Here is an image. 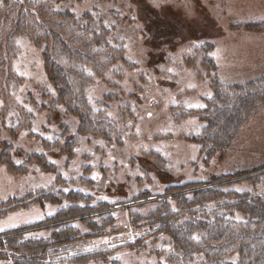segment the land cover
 <instances>
[{"label":"rangeland","instance_id":"374dc122","mask_svg":"<svg viewBox=\"0 0 264 264\" xmlns=\"http://www.w3.org/2000/svg\"><path fill=\"white\" fill-rule=\"evenodd\" d=\"M24 1L31 7L50 1L54 9H69L77 18L88 12L95 24L107 28L110 39L123 43L124 60L87 90L92 107L103 111L115 131L107 138L78 136L68 158L60 147L46 149L42 141L70 139L77 119L54 102L41 48L27 35L16 36L10 71L20 81L10 93L7 83H0V151L11 142L15 164L42 153L54 170L32 163L21 173L0 162V264H25L5 245L12 233L46 238L57 227L49 218L68 202L29 201L39 190H80L91 203L113 205L117 230L69 247V255L134 241L148 232L147 225L135 228L131 217L154 210L159 198L170 195L165 194L170 186L198 182L202 187L229 176L221 182L229 181L230 188L264 193V101L225 149L209 157L194 140L205 125L201 112L214 85L223 89L264 74V29L254 26L264 23V0ZM24 118L27 124L10 133ZM72 222L87 231L77 219ZM169 249V236L155 232L142 245L123 246L85 264H112L114 259L118 264H165Z\"/></svg>","mask_w":264,"mask_h":264},{"label":"trees","instance_id":"16d2710c","mask_svg":"<svg viewBox=\"0 0 264 264\" xmlns=\"http://www.w3.org/2000/svg\"><path fill=\"white\" fill-rule=\"evenodd\" d=\"M1 2L0 83L2 80L7 83L9 93L19 83V76L10 71V65L17 54L16 36L27 35L41 48L47 79L55 89L54 102L77 119L76 132L70 139L42 141L44 148L58 146L69 158L78 136H112L113 125L102 110L92 107L87 90L108 68L124 60L123 43L110 39L107 28L95 24L88 12L77 18L69 9H54L50 1L33 7L24 0ZM254 26L264 29L263 22ZM214 89L201 112L205 125L194 138L209 157L230 146L241 123L264 101V74L223 89L214 85ZM25 124L26 119H20L17 126L10 128V133ZM11 150L12 143L5 142L0 162L14 170L25 173L32 163L41 170H54L42 153L30 154L22 164H15ZM228 177H215L209 183L212 185L202 187H198L202 185L198 182L170 186L165 190V194L170 195L159 198L154 210L144 216L131 217L135 228L147 225L148 232L134 241L128 237L126 241L78 250L70 255L66 253L69 247L117 230L112 225L113 205L102 200L91 203V196L80 190L59 189L57 193L50 189L39 190L29 201L68 202L49 218L57 222V227L46 238H22L21 233H12L5 245L20 263L85 264L108 258L120 247L142 245L144 237L156 232L169 236L170 249L164 256L165 264H264V193L230 188L229 181L221 182ZM76 219L87 231L81 232L72 222ZM64 254L66 258L58 259ZM112 264L118 261L114 259Z\"/></svg>","mask_w":264,"mask_h":264}]
</instances>
